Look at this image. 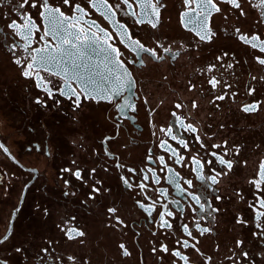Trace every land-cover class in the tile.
<instances>
[{"label":"flooded vegetation","instance_id":"obj_1","mask_svg":"<svg viewBox=\"0 0 264 264\" xmlns=\"http://www.w3.org/2000/svg\"><path fill=\"white\" fill-rule=\"evenodd\" d=\"M0 264H264V0H0Z\"/></svg>","mask_w":264,"mask_h":264},{"label":"water","instance_id":"obj_2","mask_svg":"<svg viewBox=\"0 0 264 264\" xmlns=\"http://www.w3.org/2000/svg\"><path fill=\"white\" fill-rule=\"evenodd\" d=\"M55 38V40H56V36L54 37ZM57 41V40H56ZM50 49V51L53 53V54H57L58 53V49L57 48H53V47H50L49 48ZM82 62H83V60H82Z\"/></svg>","mask_w":264,"mask_h":264}]
</instances>
